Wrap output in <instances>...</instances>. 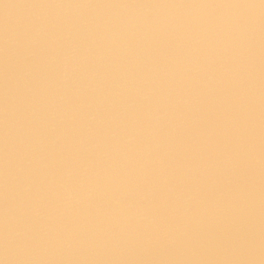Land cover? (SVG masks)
Masks as SVG:
<instances>
[{
  "label": "bare ground",
  "instance_id": "obj_1",
  "mask_svg": "<svg viewBox=\"0 0 264 264\" xmlns=\"http://www.w3.org/2000/svg\"><path fill=\"white\" fill-rule=\"evenodd\" d=\"M0 264H264V0H0Z\"/></svg>",
  "mask_w": 264,
  "mask_h": 264
}]
</instances>
